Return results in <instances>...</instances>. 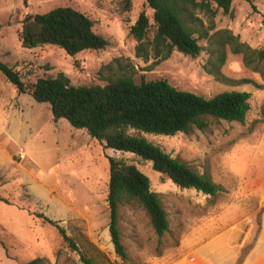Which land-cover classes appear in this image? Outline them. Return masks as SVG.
Instances as JSON below:
<instances>
[{"label":"rangeland","instance_id":"rangeland-1","mask_svg":"<svg viewBox=\"0 0 264 264\" xmlns=\"http://www.w3.org/2000/svg\"><path fill=\"white\" fill-rule=\"evenodd\" d=\"M252 2L253 6L234 0L231 13L219 11L214 22L216 30L228 29L240 42L261 49L264 0ZM61 6L88 16L94 23V32L108 42L107 46L73 57L51 45L23 48L18 40L23 18ZM142 11L149 20L152 35L153 11L146 0H0V60L15 67L28 83L63 73L73 85L102 86L106 73L99 74L100 68L118 58L134 66L136 83L164 79L179 90L205 98L232 90L249 93L250 108L243 123L211 121L203 132L143 135L171 157L200 174H208L222 191L210 197L192 189H180L153 171L150 162L130 153L104 149L86 135L76 138L77 142L73 137L77 129L64 119L48 120V110L42 107L35 112L36 116L41 115L38 119L42 122L37 136L21 147H14L12 160L0 149V198L6 201L0 202V264H23L37 257L46 264H84L56 227L43 218L65 229L80 251L92 258L93 264H167L182 253L179 248L182 241L206 240L244 226L250 228L251 235H257L264 220V90L259 73L245 67L240 54L227 49L221 72L229 82L215 80L204 70L208 60L206 39L199 40L202 50L196 57L174 51L160 62L136 58V42L129 35V28ZM200 17L205 21L201 14ZM0 89L6 99L12 98L11 93L16 90L1 73ZM14 113L26 115L17 106L6 107L0 110V120L12 115L16 118ZM0 133V142L5 144V132ZM85 140H89L87 147ZM70 143L77 148L78 155L81 151L88 156H75L68 148ZM106 157L133 164L146 175L168 216L169 231L158 239L144 212L121 210L119 228L128 262L115 254L108 232ZM211 247L229 246L222 238Z\"/></svg>","mask_w":264,"mask_h":264},{"label":"trees","instance_id":"trees-1","mask_svg":"<svg viewBox=\"0 0 264 264\" xmlns=\"http://www.w3.org/2000/svg\"><path fill=\"white\" fill-rule=\"evenodd\" d=\"M234 0H146L153 11V30L149 20L140 12L129 35L136 42L135 57L143 61L160 62L172 52L196 57L202 50L200 39L207 40L208 60L204 70L215 80H229L221 69L226 61V50L240 54L245 67L259 73L264 90V47L253 49L240 42L228 29L216 30L214 18L219 11L230 14ZM245 1L253 6L252 0ZM200 14L205 18L200 17ZM93 21L80 11L68 6L51 9L44 14L26 15L18 33L25 49L51 45L66 55L75 56L86 50H99L108 42L93 30ZM0 73L19 94H29L34 101L49 106L52 121L66 120L74 129L84 130L104 149L130 153L144 162H150L153 171L171 181L180 189H192L215 197L222 188L206 173H198L185 162L171 157L161 147L149 142L144 134L174 136L205 131L211 121L243 123L249 111L250 94L243 91H225L211 98L179 90L164 79L134 80V66L122 59H114L100 68L106 73V83L100 85H73L63 73L24 82L15 67L0 60ZM249 80H242L247 83ZM108 183L106 203L109 211L108 232L115 254L128 262L121 240L119 219L121 210L128 208L144 212L154 234L161 239L169 231L167 213L160 196L151 190L150 181L135 165L106 157ZM0 202L6 203L0 198ZM55 226L71 250L79 253L84 264H93L92 258L80 251L66 230ZM23 264H46L37 257Z\"/></svg>","mask_w":264,"mask_h":264},{"label":"crops","instance_id":"crops-1","mask_svg":"<svg viewBox=\"0 0 264 264\" xmlns=\"http://www.w3.org/2000/svg\"><path fill=\"white\" fill-rule=\"evenodd\" d=\"M11 95L12 98L6 99L0 89V110L17 106L19 109H23L26 115L17 116L14 113L16 118L12 115L7 120H0V131H4L6 137L5 144L0 142V149L9 160L13 158L14 154L11 151L14 147H21L40 132L42 122L38 118H41V115L36 116L35 112H39L42 107L46 108L48 110L47 118L52 121L48 105L39 106L31 96L19 94L17 90H14ZM83 135L91 140L84 130L79 129L74 132L73 137L77 141L76 138ZM89 140H85L84 147H87ZM68 148L75 156H88L81 151L78 155L77 148L72 147L71 143ZM252 235L250 228L244 226L225 230L206 240L197 239L190 243L182 241L179 247L182 253L167 264H264V220L261 222L257 235L255 233ZM222 238L227 240L228 248L211 247L215 241ZM247 245L250 247L245 250Z\"/></svg>","mask_w":264,"mask_h":264},{"label":"water","instance_id":"water-1","mask_svg":"<svg viewBox=\"0 0 264 264\" xmlns=\"http://www.w3.org/2000/svg\"><path fill=\"white\" fill-rule=\"evenodd\" d=\"M113 151V150H112Z\"/></svg>","mask_w":264,"mask_h":264}]
</instances>
